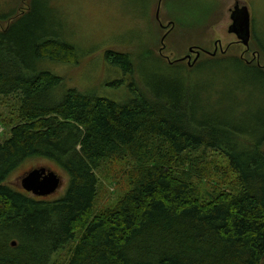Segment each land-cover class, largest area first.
Returning a JSON list of instances; mask_svg holds the SVG:
<instances>
[{
  "label": "trees",
  "instance_id": "obj_1",
  "mask_svg": "<svg viewBox=\"0 0 264 264\" xmlns=\"http://www.w3.org/2000/svg\"><path fill=\"white\" fill-rule=\"evenodd\" d=\"M39 10L0 8V105L9 113L0 142V264H264V111L252 114L247 103L215 109L193 79L201 62L181 59L152 58L165 79L132 84L126 102L61 91L62 77L42 66L74 64L77 50L32 25ZM252 42L264 57L260 40ZM209 58L264 84L256 62ZM105 61L135 72L127 54L107 50ZM30 159L66 173L62 196L38 198L6 183ZM112 160L133 165L128 188L97 211L96 172ZM203 178L212 186L207 198L195 182Z\"/></svg>",
  "mask_w": 264,
  "mask_h": 264
},
{
  "label": "rangeland",
  "instance_id": "obj_2",
  "mask_svg": "<svg viewBox=\"0 0 264 264\" xmlns=\"http://www.w3.org/2000/svg\"><path fill=\"white\" fill-rule=\"evenodd\" d=\"M25 1L26 5H22V0H0V8L40 9L32 25L38 24L41 28L43 25L42 29L48 35L77 50L78 58L74 64L44 62L42 66L62 77L61 91L76 89L82 94L126 102L132 97L129 90L132 84L140 88L148 80L165 79L161 72L163 69L152 58L160 57L164 64L181 59L186 66L201 62L203 66L197 68L193 79H197L198 85L204 89L203 98L206 97L215 109L224 111L233 107L232 112L237 104L247 103L252 106V114L264 111V84L256 76L244 69H236L230 60L209 58L215 52L216 57L220 54L237 56L248 62H256L264 69V57L257 55L258 52L251 45L252 39H255L256 43L260 40L264 46V0ZM235 1L239 7L246 6L250 14L253 36L251 49L247 52L228 32L230 10ZM18 32L23 30L19 29ZM190 48L201 53L194 63L195 54L189 52ZM220 48L224 53L220 52ZM107 50L129 55L135 66L134 74L125 75L108 65L105 61ZM27 52V48H17L19 54ZM148 56L151 58H146ZM116 82L119 87L113 86ZM5 103L10 105V102ZM8 115L7 109L0 105V142L9 136L5 121L9 120ZM40 167L54 171L61 179L58 190L47 199L62 196L67 189L68 176L48 160L30 159L23 162L6 183L22 190L20 182L23 175ZM132 168V164L120 160H112L100 167L96 172L99 180L95 204L97 211L113 206L123 195L128 188V174ZM195 182L202 197L207 198L212 193V186L206 183V179Z\"/></svg>",
  "mask_w": 264,
  "mask_h": 264
},
{
  "label": "water",
  "instance_id": "obj_3",
  "mask_svg": "<svg viewBox=\"0 0 264 264\" xmlns=\"http://www.w3.org/2000/svg\"><path fill=\"white\" fill-rule=\"evenodd\" d=\"M156 18H158V16ZM229 19L231 24L228 27V32L233 34L237 38L238 43L248 51L251 38V19L248 8L246 6L239 7L238 2L235 1L232 10H230ZM193 51V49H189V52ZM220 52L224 53L221 48ZM215 53L212 56H214ZM199 54L200 53L196 51L193 63L196 62ZM20 184L21 189L32 196L46 198L58 190L61 185V179L54 171L45 167H40L26 172L21 178ZM11 246L14 247L15 242H12Z\"/></svg>",
  "mask_w": 264,
  "mask_h": 264
},
{
  "label": "flooded vegetation",
  "instance_id": "obj_4",
  "mask_svg": "<svg viewBox=\"0 0 264 264\" xmlns=\"http://www.w3.org/2000/svg\"><path fill=\"white\" fill-rule=\"evenodd\" d=\"M253 36V30H252V24H251V37ZM237 39V38H236ZM250 41H251V38H250ZM246 51V50H245ZM249 51V50H248ZM199 52V51H198ZM190 53H196V51H193V52H190ZM253 56V55H252ZM199 58V57H198ZM241 58V57H240ZM187 60L190 59V57H186ZM242 60H244V58H241ZM245 62H248L247 60H245Z\"/></svg>",
  "mask_w": 264,
  "mask_h": 264
}]
</instances>
